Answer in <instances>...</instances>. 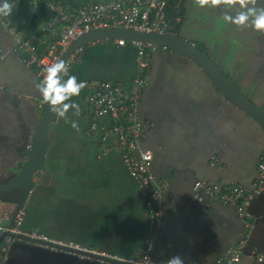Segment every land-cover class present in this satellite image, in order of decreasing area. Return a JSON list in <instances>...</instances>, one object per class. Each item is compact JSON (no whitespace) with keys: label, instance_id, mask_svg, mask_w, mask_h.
Instances as JSON below:
<instances>
[{"label":"crops","instance_id":"obj_1","mask_svg":"<svg viewBox=\"0 0 264 264\" xmlns=\"http://www.w3.org/2000/svg\"><path fill=\"white\" fill-rule=\"evenodd\" d=\"M250 8H264V0L255 4L249 0L245 8L238 2L202 8L195 0H186L175 35L204 46L228 80L264 111V30L255 29L251 14L243 26L224 19ZM26 18L27 13L16 17L18 29ZM12 42L0 27V49L6 53L0 60V180L9 178L14 166L24 161L43 102L35 68L8 53ZM136 57L135 51L112 49L106 42L90 44L75 63L74 76L78 82L113 81L128 88L136 74ZM146 81L138 106L147 124L142 149L153 156L150 172L166 182L152 258L167 261L179 255L184 264H215L228 247L239 246L242 255L235 264H264V197L250 203V222L240 218L234 206L192 200V186L198 180L250 190L264 154V129L227 102L194 63L167 50L151 56ZM89 91L84 88L71 98L80 112L70 109L64 116L66 126L57 133L76 156L64 160V150L59 149L62 157L54 152L57 160L49 174L58 176L35 198L36 220L26 214L27 225L59 244L134 256L144 242L129 253L113 252L110 246L126 249L140 240L148 222L145 202L137 183L123 169L110 118L108 123L105 117H95L87 104ZM215 161L216 166H211ZM6 218L9 214L0 204V236ZM0 264L105 263L0 240Z\"/></svg>","mask_w":264,"mask_h":264},{"label":"built area","instance_id":"obj_2","mask_svg":"<svg viewBox=\"0 0 264 264\" xmlns=\"http://www.w3.org/2000/svg\"><path fill=\"white\" fill-rule=\"evenodd\" d=\"M186 0H8L16 15L0 16V27L13 38L8 53L14 55L24 66L34 67L41 85L47 75V68L58 62L67 46L79 35L94 29L124 28L143 33L175 35L176 26L181 22V6ZM3 0H0L2 3ZM171 4L177 15L174 20L167 15ZM46 11L45 17L39 13ZM12 12V13H13ZM27 13L23 27L17 28L16 17ZM25 15V14H24ZM38 26L31 30L33 21ZM109 42V41H106ZM118 47L128 44L137 50L136 74L126 89L118 82H87L89 94L87 104L95 117H109L110 131L116 136L117 149L128 174L137 183L140 195L145 202L148 217V232L141 251L134 256L109 255L89 248L71 246L93 254L123 261L129 264H168L167 261L154 260L152 253L159 224V202L166 188L164 180L157 179L150 172L152 154L142 149L147 124L138 114L141 95L147 86L146 71L151 56L159 50L157 46L134 43L124 40L112 41ZM6 53L0 49V60ZM72 61V59H71ZM70 61V62H71ZM70 64V63H69ZM216 166V161L211 162ZM264 197V154L257 164V177L250 190L238 184L220 186L206 180H198L192 186V200L204 203L217 200L223 206H234L237 215L250 222L253 217L248 207L253 199ZM9 221V218H6ZM22 214L14 219L11 234L24 235L36 240H47L36 230H19ZM6 228L2 229L5 232ZM11 236L4 238L5 245L14 242ZM239 246L228 247L215 264H235L241 258ZM262 259H259L261 261Z\"/></svg>","mask_w":264,"mask_h":264},{"label":"water","instance_id":"obj_3","mask_svg":"<svg viewBox=\"0 0 264 264\" xmlns=\"http://www.w3.org/2000/svg\"><path fill=\"white\" fill-rule=\"evenodd\" d=\"M116 40L151 44L157 46L159 49L167 50L179 57L191 61L209 78L211 85L223 96L227 102L233 104L243 113L247 114L261 128L264 129V111L255 106L228 80L226 75L219 69L217 64L209 57L207 53L199 51L195 44L177 35H159L156 33L148 34L124 28L94 29L83 33L76 37L67 46L58 60H64L69 68L68 75H66L64 79L61 80V83H66L68 76L74 75L73 70L75 68V63L80 61L82 50L85 47L94 43ZM39 108L40 113L36 115L37 121L34 126L33 134L29 140V148L24 161H22L20 166H14L15 171L12 172V175L9 178L6 180H0V204L4 205L5 210L9 214V221L6 226V231L2 232L0 240H4L6 236H11L15 239V241H22L29 244L43 246L105 264H129L123 261H116L114 259L101 256L100 254H93L78 248L59 244L50 240H36L24 235L11 234L9 232L13 226L14 219L20 213L22 214V221L18 227L19 230L23 232H28L31 230L32 226H28L27 223H29V219H31L32 222L36 220L33 209L35 198L41 191L47 189L50 185L53 186V179H56L58 176L57 175L54 176V178H51L49 172L50 169L53 168L57 157H62L59 149L64 150V160L74 159L76 156L74 149L65 147V144L62 145L61 141L58 140L57 133L66 126L65 123L67 121L65 117L53 115L50 112L49 105L45 103L44 100ZM104 119H107V121L109 120L107 116ZM109 122L110 121H108V123ZM56 150L59 151L57 157L54 153ZM122 166L125 172L128 174L123 162ZM129 177L134 183H136L130 175ZM26 214H29L31 218L28 219V215ZM147 229L148 222L145 225V229L140 240L136 239L134 244H127L126 249L117 246H110L112 247L111 250L113 252L119 250L124 253L137 251V247L140 245L142 246L145 240ZM39 233L41 234V232Z\"/></svg>","mask_w":264,"mask_h":264},{"label":"clouds","instance_id":"obj_4","mask_svg":"<svg viewBox=\"0 0 264 264\" xmlns=\"http://www.w3.org/2000/svg\"><path fill=\"white\" fill-rule=\"evenodd\" d=\"M239 3L242 8L247 7L249 0H195L200 7L219 6L223 4ZM255 4L256 0H251ZM13 12V6L8 0L0 3V16L9 17ZM249 14L253 19V25L257 30H264V8H250L247 12H241L236 17L225 15L224 19L237 25L243 26L249 20ZM47 75L44 82L39 86L40 94L45 103L49 105L50 112L53 115L64 117L70 109H74L78 115L80 107L77 103L72 102L73 96H79L81 91L87 86L86 81H77L76 76H68L66 83L61 80L68 75L69 68L64 60H60L47 68ZM70 101V102H69ZM72 127L79 130L78 123L72 122ZM168 264H184L181 256L177 255L168 260Z\"/></svg>","mask_w":264,"mask_h":264},{"label":"trees","instance_id":"obj_5","mask_svg":"<svg viewBox=\"0 0 264 264\" xmlns=\"http://www.w3.org/2000/svg\"><path fill=\"white\" fill-rule=\"evenodd\" d=\"M173 5H174V4H171V5H170V7H169V9H168V12H167L168 17H169L170 19H172V20H174L175 17H176V15H177V12H176V10L173 8ZM181 7H182V6H181ZM180 10H181V8H180ZM39 13H41V14L45 13V14H46V11H44V10H40ZM15 15H16V12H13V13H12V17H14ZM39 17L43 18V17H45V16H44V14H43V15H41V16H39ZM35 24H36V21L34 20L33 23H32V27H31V30H32V31H34L35 28H36ZM176 28H177V30H178L179 25H177ZM106 44H107V46H111L112 49H114V47L116 48V46L114 45V43H113L112 41L106 42ZM117 48H118V47H117ZM196 48H197L199 51H201V52H206V48H205L204 46H202V45L197 44V45H196ZM123 49H124V51H126V50H132V51H135V53L137 54V50H136V48L133 47V46L130 45V44L124 46Z\"/></svg>","mask_w":264,"mask_h":264},{"label":"rangeland","instance_id":"obj_6","mask_svg":"<svg viewBox=\"0 0 264 264\" xmlns=\"http://www.w3.org/2000/svg\"><path fill=\"white\" fill-rule=\"evenodd\" d=\"M103 53H105V52H103Z\"/></svg>","mask_w":264,"mask_h":264}]
</instances>
